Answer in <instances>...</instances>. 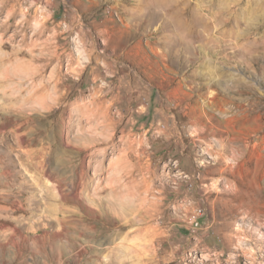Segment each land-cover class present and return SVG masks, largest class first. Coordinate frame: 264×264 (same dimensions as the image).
Instances as JSON below:
<instances>
[{
  "label": "rangeland",
  "instance_id": "1",
  "mask_svg": "<svg viewBox=\"0 0 264 264\" xmlns=\"http://www.w3.org/2000/svg\"><path fill=\"white\" fill-rule=\"evenodd\" d=\"M0 264H264V0H0Z\"/></svg>",
  "mask_w": 264,
  "mask_h": 264
},
{
  "label": "built area",
  "instance_id": "2",
  "mask_svg": "<svg viewBox=\"0 0 264 264\" xmlns=\"http://www.w3.org/2000/svg\"><path fill=\"white\" fill-rule=\"evenodd\" d=\"M183 183L184 184L188 183V180H185V182H183ZM174 205H180V201H178V203L174 204ZM185 216L187 217L188 224L190 225L191 228L200 229L201 220H202V217L204 216V210H203V208L201 206H199L198 210H193L192 211V215L187 216V214H184V217Z\"/></svg>",
  "mask_w": 264,
  "mask_h": 264
}]
</instances>
